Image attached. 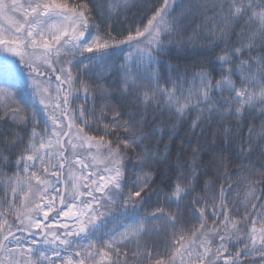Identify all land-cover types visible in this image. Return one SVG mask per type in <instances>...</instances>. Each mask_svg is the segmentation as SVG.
Listing matches in <instances>:
<instances>
[{
	"label": "snow or ice",
	"instance_id": "1",
	"mask_svg": "<svg viewBox=\"0 0 264 264\" xmlns=\"http://www.w3.org/2000/svg\"><path fill=\"white\" fill-rule=\"evenodd\" d=\"M127 8L0 0V264H264V164L248 159L264 124L236 172L224 155L242 135L227 121L264 118V0H159L127 34L93 27ZM193 25L216 55L189 73L161 56ZM163 111H195L193 134L218 119L228 148L197 138L173 158Z\"/></svg>",
	"mask_w": 264,
	"mask_h": 264
},
{
	"label": "trees",
	"instance_id": "2",
	"mask_svg": "<svg viewBox=\"0 0 264 264\" xmlns=\"http://www.w3.org/2000/svg\"><path fill=\"white\" fill-rule=\"evenodd\" d=\"M73 2V0H69ZM93 3L99 2V0H92ZM159 3V0H128V8L120 11L117 15L113 13L111 16L105 14L101 17L98 14V11H94V20L93 27L96 25L103 31H112L113 34L123 33L127 34L129 31H134L136 27L142 26V20H144L147 14V7L151 4ZM196 25H193L192 28H189L187 33L182 34L179 37L174 38V42L169 46L166 54L161 56L163 61H166L169 64L177 65L181 71L187 70L189 73L196 72L200 70L201 66H206V62L209 59H214L216 53L210 52L208 48L209 40L204 34H200L199 30L196 32L193 29ZM95 34V32H94ZM63 59H71V57H63ZM59 67V65H58ZM75 74V73H74ZM191 78V77H189ZM2 83V81H0ZM99 83H105L104 80H100ZM81 95H83L81 93ZM79 101L77 103H81ZM7 103L0 101V114L4 112L3 105ZM95 103L97 109V116H99V109L101 103L95 99V97H90L87 102V107L91 108ZM125 107L129 111H135L132 102L125 101L123 102ZM142 110V109H141ZM160 118V127H163L167 132V135L163 137L165 143H171V150L173 153V158L177 153H180L182 150L186 151L190 155V142L192 144L196 143L197 138L200 139V142L207 143L210 148H214L219 151L221 148H228V145L224 144L222 137L218 134L217 124L220 123L218 119H212L207 123L201 125L200 128L195 129V134L191 129V122L197 118L196 112L192 111L190 114L186 115L184 121H178L176 117L170 116L167 111H163L161 115L159 112L155 113ZM247 115V114H246ZM153 116V110H148V119L151 120ZM43 121L44 116L41 114L39 117ZM264 124V118L259 116L257 112L254 117H249L243 120H229L226 122L225 126L232 128L236 133L242 134L241 136L233 137V143L228 151L224 152L225 157L231 158L232 163L228 168L229 172H236L241 160L234 159L231 154L239 152V145L241 141L247 145L248 142V128L251 126L254 132H259L261 125ZM239 125V127H237ZM203 129V132L201 131ZM20 132V135H25V132H31V124H29L27 129L18 128L16 129ZM144 131H150V129H145ZM254 144L256 141H259L260 147L253 146V151L248 159L256 166L259 170L260 166L264 164V155L261 154V150L264 149V140H260L258 136H253ZM212 153H205L203 156L204 165H209ZM11 175V171L4 169ZM214 171V170H213ZM212 174L205 176L203 179L211 180ZM235 177L229 183H234ZM217 188H219V183H217ZM246 186H241L237 192H233V197H238L239 201L243 202L245 196ZM153 240L159 241V238L153 237ZM99 264H107V262L102 261L99 257L97 258ZM125 258L121 256V264Z\"/></svg>",
	"mask_w": 264,
	"mask_h": 264
},
{
	"label": "rangeland",
	"instance_id": "3",
	"mask_svg": "<svg viewBox=\"0 0 264 264\" xmlns=\"http://www.w3.org/2000/svg\"><path fill=\"white\" fill-rule=\"evenodd\" d=\"M0 23H6L5 21H0Z\"/></svg>",
	"mask_w": 264,
	"mask_h": 264
}]
</instances>
